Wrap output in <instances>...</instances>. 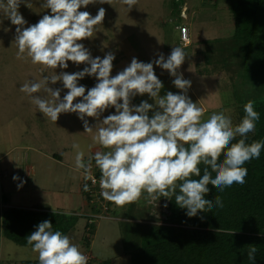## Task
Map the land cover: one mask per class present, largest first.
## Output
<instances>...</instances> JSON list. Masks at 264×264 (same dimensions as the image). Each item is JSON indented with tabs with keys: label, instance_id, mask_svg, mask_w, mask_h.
Instances as JSON below:
<instances>
[{
	"label": "rangeland",
	"instance_id": "obj_1",
	"mask_svg": "<svg viewBox=\"0 0 264 264\" xmlns=\"http://www.w3.org/2000/svg\"><path fill=\"white\" fill-rule=\"evenodd\" d=\"M43 3L44 0H22L18 11L27 21L25 27L31 25L32 17L39 21L43 15L51 14L50 9L42 7ZM183 4L185 19L180 14ZM228 7L229 0H137L129 11L122 0H111V4L96 0L79 11H87L94 17L104 8L105 17L95 26L93 37L78 43H83L92 58L102 59L107 53L114 54L111 76L126 68L133 58L149 63L161 54L167 59L173 47L183 48L188 56L177 71L191 81L187 96L204 109L202 120L224 111L235 125L245 115L244 104L252 98L246 94L243 76L236 71V59L227 65L225 57L229 51L220 54L219 45L215 43L218 40L226 43L234 33V17ZM180 23L190 28L191 43L186 47L180 42ZM16 27L0 11V208L44 207L52 213L53 208L60 216L57 230L68 235L87 258L92 256L90 264L110 259L111 264H131V256L124 252L140 249L149 230L156 224L166 223L169 200L165 197L153 200L144 193L138 201L123 207L108 201V212L103 211L105 205L91 208L82 191V185L87 184L85 173L75 167L76 150L72 145L79 144L85 161L96 151L109 149L93 140L94 133L84 132L78 114L61 113L56 123L52 122L20 91V87L31 80L41 81L61 72L75 73L90 65L68 61L66 69L52 70L31 63L30 58L17 59ZM153 67L163 84L160 96L169 91L181 93L173 84L175 77L155 63ZM97 82L94 76H85L78 85L87 90ZM48 87L61 89L60 99L68 91L62 81L55 84L49 81ZM240 93L244 96L243 102L238 100ZM33 95L51 99L43 89ZM81 99L76 98L74 103ZM142 101L155 105L148 94L133 97L131 103L139 106ZM154 110L158 107L149 111V117ZM115 112L114 107L106 109L99 121ZM85 119L92 127L98 123L96 118ZM14 176L19 179L14 180ZM90 216H94L93 219ZM90 223H93V233H88L86 239ZM90 250L92 252H88ZM24 260H38V253L32 246L17 244L1 234L0 264H19Z\"/></svg>",
	"mask_w": 264,
	"mask_h": 264
},
{
	"label": "clouds",
	"instance_id": "obj_2",
	"mask_svg": "<svg viewBox=\"0 0 264 264\" xmlns=\"http://www.w3.org/2000/svg\"><path fill=\"white\" fill-rule=\"evenodd\" d=\"M21 2L0 0V11L17 26L14 39L17 59L30 58L31 63L52 70L66 69L68 61L90 65L75 73L61 72L41 81L31 80L24 83L20 91L52 122L56 123L61 113L78 114L84 132L94 133L93 140L109 149L96 151L85 161L79 144L72 145L76 150L78 171L83 170L87 178L93 161L100 170L103 199L123 207L138 201L144 193L153 200L174 197L175 203L186 209V215L191 218L198 212H211L214 206L223 207L221 196H216L214 201L205 198L210 192L209 185L223 192L233 184L245 183L247 168L243 165L259 158L264 148V141L246 143L247 135L255 131L260 118L254 101L244 104L245 115L238 124L234 125L231 116L224 111L202 120L204 109L187 96L191 81L177 71L188 56L183 48L173 47L167 59L161 54L154 62L144 63L133 58L126 68L111 76L114 54L107 53L102 59L92 58L83 43H78L93 37L95 26L105 17L104 8L94 17L87 11H79L96 0H44L42 7L50 9L51 14L43 15L37 23L27 27V21L18 11ZM99 2L111 4V0ZM122 3L130 11L137 0H122ZM153 63L175 77L173 84L181 90L180 94L169 91L164 96L159 95L163 84L154 73ZM85 76H94L98 82L86 90L85 86L78 85ZM49 81L52 84L62 81L68 90L63 99H60L61 89L48 87ZM41 89L51 99L33 95ZM143 94L154 99L155 105L147 101L139 106L131 103L133 97ZM76 98L82 99L74 103ZM110 107L115 108V114L99 121L100 115ZM157 107L149 117V111ZM85 117L96 118L98 123L92 127ZM236 137L241 138L233 143ZM221 154L222 160L219 159ZM201 164L204 166L202 175ZM13 179L19 178L14 176ZM84 190H89L87 184ZM25 239L38 253L39 264H87V256L68 235L54 231L48 220L39 223ZM256 253L257 248L249 245L247 259L251 264H255Z\"/></svg>",
	"mask_w": 264,
	"mask_h": 264
},
{
	"label": "trees",
	"instance_id": "obj_3",
	"mask_svg": "<svg viewBox=\"0 0 264 264\" xmlns=\"http://www.w3.org/2000/svg\"><path fill=\"white\" fill-rule=\"evenodd\" d=\"M184 6L180 9L183 19ZM228 8L234 17V33L226 43L221 40H215V43L219 45L220 54L229 51L225 57L227 65L236 59V71L247 85L246 94L248 98L251 96L254 109L260 114L255 131L247 135L246 143L251 144L264 141V0H229ZM37 22L36 17H32L30 24ZM181 24L184 23L178 25ZM237 95L243 102L244 96ZM240 138L236 137L232 142ZM219 159H223V154ZM203 167L201 164V175ZM243 167L247 168L245 183L233 184L223 192L209 185L210 192L205 198L214 201L216 196H221L222 208L214 206L211 212H198L190 218L186 215L187 210L175 203L174 197L168 199L166 223L153 226L140 249L124 252L131 256V264H251L247 259L249 245L257 248L255 264H264V148L259 158L246 162ZM82 191L90 199V192L84 190V185ZM95 207L94 204L92 208ZM43 208H0V235L17 244L31 246L25 238L39 223L48 220L53 224V230H57L59 214ZM90 224L86 228L87 234L93 233V223ZM89 259L87 264L91 262ZM112 262L110 259L101 264ZM19 264H39V260H24Z\"/></svg>",
	"mask_w": 264,
	"mask_h": 264
},
{
	"label": "built area",
	"instance_id": "obj_4",
	"mask_svg": "<svg viewBox=\"0 0 264 264\" xmlns=\"http://www.w3.org/2000/svg\"><path fill=\"white\" fill-rule=\"evenodd\" d=\"M178 29L180 30V42L183 44V46H188L191 43V37H190V28L186 24L178 25ZM99 177L100 175L97 172L96 165L92 162V168L90 173L84 177V181H86L89 192H90V199L89 202L91 203V208L93 205L98 206H104L103 211L108 212L110 210V207L108 206V201L105 202L103 197L100 195L101 189L99 187ZM95 181V183H93ZM102 204V205H101ZM94 216H90L91 219H93ZM91 221V220H90ZM92 222V221H91Z\"/></svg>",
	"mask_w": 264,
	"mask_h": 264
},
{
	"label": "crops",
	"instance_id": "obj_5",
	"mask_svg": "<svg viewBox=\"0 0 264 264\" xmlns=\"http://www.w3.org/2000/svg\"><path fill=\"white\" fill-rule=\"evenodd\" d=\"M7 207H8V206H7ZM87 235H88V234H86V236H87ZM88 252H92V251L90 250V251H88ZM88 257L91 258L92 256L90 257V255H88ZM89 258H88V259H89Z\"/></svg>",
	"mask_w": 264,
	"mask_h": 264
}]
</instances>
